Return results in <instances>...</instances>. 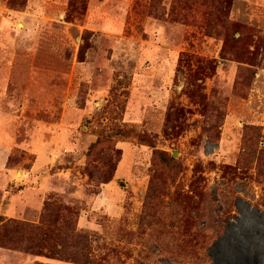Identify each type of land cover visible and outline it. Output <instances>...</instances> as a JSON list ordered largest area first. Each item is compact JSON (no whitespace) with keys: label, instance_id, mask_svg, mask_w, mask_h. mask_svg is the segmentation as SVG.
Here are the masks:
<instances>
[{"label":"rangeland","instance_id":"obj_1","mask_svg":"<svg viewBox=\"0 0 264 264\" xmlns=\"http://www.w3.org/2000/svg\"><path fill=\"white\" fill-rule=\"evenodd\" d=\"M0 215V264H264V0H0Z\"/></svg>","mask_w":264,"mask_h":264},{"label":"trees","instance_id":"obj_2","mask_svg":"<svg viewBox=\"0 0 264 264\" xmlns=\"http://www.w3.org/2000/svg\"><path fill=\"white\" fill-rule=\"evenodd\" d=\"M238 43V40L234 38L232 35L224 45L226 46H232L234 44ZM115 136H119L121 139H131L134 140L137 144L145 146L149 148L152 151V156L159 162V164L165 168L173 170L175 168V161L172 157L167 156L165 152H162L160 150L155 149L154 143L150 140L149 137L142 135L138 132H136L133 129L126 130V131H117L114 133ZM102 141L101 138H97L94 143H92L88 148V153H91L93 149ZM45 220V215L42 214L40 217V221L43 222ZM0 228H2V234L5 232L10 233L13 231V233H20V231H28V233H31L34 231L32 226L27 225L26 223H20L16 220H8L5 221L4 218L0 215ZM81 237L76 238L77 240H80ZM74 244V243H72ZM73 246V245H71ZM0 248H4L2 244V240L0 238Z\"/></svg>","mask_w":264,"mask_h":264}]
</instances>
